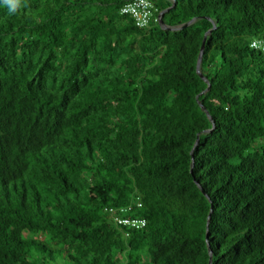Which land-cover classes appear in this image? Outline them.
<instances>
[{
    "label": "trees",
    "instance_id": "1",
    "mask_svg": "<svg viewBox=\"0 0 264 264\" xmlns=\"http://www.w3.org/2000/svg\"><path fill=\"white\" fill-rule=\"evenodd\" d=\"M134 1L0 0V264H264V0Z\"/></svg>",
    "mask_w": 264,
    "mask_h": 264
},
{
    "label": "built area",
    "instance_id": "2",
    "mask_svg": "<svg viewBox=\"0 0 264 264\" xmlns=\"http://www.w3.org/2000/svg\"><path fill=\"white\" fill-rule=\"evenodd\" d=\"M154 0H135L134 4L128 5L122 9L124 13H133L137 17V22L139 25H145L148 22V15L151 14V10L154 6ZM161 21V18H157ZM254 47H262V42L253 41ZM264 49V44H263ZM124 211V210H122ZM126 211V210H125ZM118 223H122L125 226L139 228L145 224L142 220L131 219L129 217H117Z\"/></svg>",
    "mask_w": 264,
    "mask_h": 264
},
{
    "label": "water",
    "instance_id": "3",
    "mask_svg": "<svg viewBox=\"0 0 264 264\" xmlns=\"http://www.w3.org/2000/svg\"><path fill=\"white\" fill-rule=\"evenodd\" d=\"M173 6H174V4H173L171 7H173ZM171 7H170V8H171ZM170 8H169V9H170ZM169 9H167V10H165V11H168ZM161 22H162V20H161ZM194 22H195V18L192 19L191 21H189V22H187V23L181 25L180 27L172 28L171 30L181 29V28H183V27H186V26H189V25L193 24ZM162 24H163V22H162ZM163 27L166 28V27L164 26V24H163ZM210 32H211V31L207 32L206 35H205V37H204V41H203V44H202V47H201V51H200V55H199V58H198L197 71L199 72V74H200L201 76H203L202 73H201V71H200V70H201V62H202L203 53H204V49H205L206 38H207V36H208V34H209ZM208 87H210V85H209ZM207 114L209 115L208 112H207ZM210 255H211V251H210ZM210 259H212V257H211ZM210 264H211V260H210Z\"/></svg>",
    "mask_w": 264,
    "mask_h": 264
},
{
    "label": "clouds",
    "instance_id": "4",
    "mask_svg": "<svg viewBox=\"0 0 264 264\" xmlns=\"http://www.w3.org/2000/svg\"><path fill=\"white\" fill-rule=\"evenodd\" d=\"M2 3L7 6L9 13H14L21 7V0H2Z\"/></svg>",
    "mask_w": 264,
    "mask_h": 264
}]
</instances>
